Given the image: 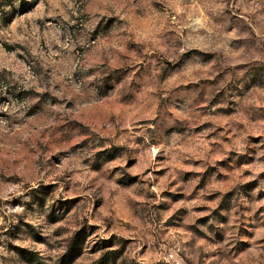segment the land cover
Here are the masks:
<instances>
[{"label":"clouds","instance_id":"1","mask_svg":"<svg viewBox=\"0 0 264 264\" xmlns=\"http://www.w3.org/2000/svg\"><path fill=\"white\" fill-rule=\"evenodd\" d=\"M0 264H264V0H0Z\"/></svg>","mask_w":264,"mask_h":264}]
</instances>
